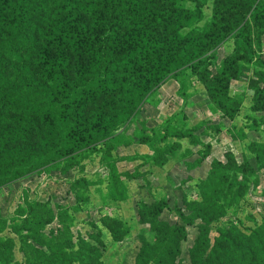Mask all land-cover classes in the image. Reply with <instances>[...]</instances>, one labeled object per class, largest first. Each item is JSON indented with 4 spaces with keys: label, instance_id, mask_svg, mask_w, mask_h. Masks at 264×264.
<instances>
[{
    "label": "rangeland",
    "instance_id": "374dc122",
    "mask_svg": "<svg viewBox=\"0 0 264 264\" xmlns=\"http://www.w3.org/2000/svg\"><path fill=\"white\" fill-rule=\"evenodd\" d=\"M212 5L202 0L185 8L190 16L177 41L194 43L185 46L186 66L128 125L94 136L99 151L86 146L76 160L62 157L58 169L0 189V264H43L28 246L43 225L19 220L22 213L29 217L34 199L50 203L58 216L70 209L64 224L57 218L45 231L50 239L62 228L64 238L79 243L70 252L75 264H97L94 252L103 264H137L143 237L152 240L157 229L169 228L162 221L184 224L174 239L181 244L177 264H192L203 223L209 258L264 264V0L250 10L222 5L223 22L237 28L218 46L206 35ZM142 264L157 262L148 257Z\"/></svg>",
    "mask_w": 264,
    "mask_h": 264
},
{
    "label": "trees",
    "instance_id": "16d2710c",
    "mask_svg": "<svg viewBox=\"0 0 264 264\" xmlns=\"http://www.w3.org/2000/svg\"><path fill=\"white\" fill-rule=\"evenodd\" d=\"M200 1L0 0V189L63 166L64 156L76 160L86 146L99 151L94 136L113 135L141 113L149 97L186 66L185 46L194 43L180 44L177 38L182 20L190 16L185 8ZM262 1L213 0L214 23L206 33L211 43L218 46L237 28L223 22L222 5L237 3L250 10ZM37 200L27 204L29 217H19L27 226L43 225L31 235L38 242L28 244L31 252L39 259L42 254L43 264H75L78 259L70 252L79 243L64 238L62 228L50 239L45 231L57 218L64 224L70 209L58 216L50 203ZM162 223L169 228L157 229L152 240L143 237L137 264L148 257L157 264H177L181 244L175 246L174 239L185 231L184 224ZM205 227L200 226L191 263L224 264L209 258ZM58 241L63 245L51 251L43 247ZM223 248L228 250L225 243Z\"/></svg>",
    "mask_w": 264,
    "mask_h": 264
}]
</instances>
